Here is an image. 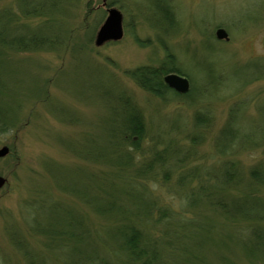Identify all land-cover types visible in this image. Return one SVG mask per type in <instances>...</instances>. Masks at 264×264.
Listing matches in <instances>:
<instances>
[{
    "label": "rangeland",
    "instance_id": "rangeland-1",
    "mask_svg": "<svg viewBox=\"0 0 264 264\" xmlns=\"http://www.w3.org/2000/svg\"><path fill=\"white\" fill-rule=\"evenodd\" d=\"M106 1L59 2L63 12L55 13L52 22L60 26V36L65 38L59 50L3 54L0 48V103L17 116L13 129L0 134V149H10L0 156V176L6 179L0 187V264H29L14 245L13 233L38 262L64 264V260H74L71 249L60 252L52 248L66 240L37 233L31 225L34 219L54 232H74V226L66 225L65 215L70 212L73 218L77 211L86 214L94 226L101 222L71 190L92 195L89 174L102 176L111 169L104 163L80 158L74 145L77 148L84 142L86 133L89 138L100 137L104 120L110 115L105 102L117 86L132 94L143 108L152 132L157 128L168 131L171 124L187 134L185 120L188 122L195 107L161 102L125 74L127 69L161 60L166 53L162 43L175 53L186 71L198 78L206 63L225 71L226 85L220 93L223 96L204 104L215 114L212 135L225 125L229 113L235 112L237 122L252 141L251 148L233 157L246 171L264 160V76L246 83L255 74V67L264 71V0H114L113 6L123 13L124 36L97 46L89 39L107 16ZM170 2L177 24H170V35L158 37L161 30L147 17L154 16L158 5ZM18 4L19 0H0V9L18 10ZM18 19L32 28L45 21V17L36 16ZM220 27L228 31V40L217 38ZM212 140L203 146L206 153ZM258 194L264 196V188ZM43 205L47 206L42 210ZM226 229L222 237L218 230L221 238L212 241L211 256L206 247L210 264H223L214 252L226 253L227 264H264L263 251L251 250L249 254L242 247V238L232 237L234 232ZM245 240L253 249L254 238ZM70 248L74 249L73 240Z\"/></svg>",
    "mask_w": 264,
    "mask_h": 264
},
{
    "label": "trees",
    "instance_id": "trees-1",
    "mask_svg": "<svg viewBox=\"0 0 264 264\" xmlns=\"http://www.w3.org/2000/svg\"><path fill=\"white\" fill-rule=\"evenodd\" d=\"M59 2L19 0L18 10L0 9L1 52L62 48L65 38L60 36V26L52 23L54 14L63 12L58 8ZM114 3L107 0L105 6ZM172 4L158 5L154 16L147 17L161 30L158 37L170 35L173 31L170 24H177ZM19 16L45 17V21L32 28L19 20ZM94 36L91 35L90 43ZM162 45L166 53L161 60L127 69L125 74L161 102L195 107L188 122L185 120L188 132L182 133L180 127L171 124L168 131L157 128L152 132L143 108L133 95L115 84V93L105 102L110 115L104 120L100 137L89 138L86 133L84 142L77 148L74 145L80 158L104 163L111 169L105 175L101 173L102 176L89 174L92 195L84 196L76 188L71 190L92 208L101 222L94 226L86 214L77 211L73 218L69 211L71 216L65 215L66 225L74 226V232L67 229L54 232L43 227L38 219L31 223L37 233L66 240L63 245H52L60 252L71 249L74 260H64V264H210L206 247L211 256L212 241L219 240L226 227L234 232L232 237L242 238V247L249 254L264 252V196L258 194L264 188V160L244 170L240 160L233 156L251 148L252 138L249 141L235 112L229 113L225 125L212 135L215 114L204 105L223 96L220 93L226 85L225 71L206 63L198 78L182 67L168 46ZM173 72L189 77L188 92L180 93L168 85L165 76ZM252 76L246 83L262 78L264 71L255 67ZM2 82L0 77V88ZM16 119L0 103V134L13 129ZM211 140L206 153L203 146ZM250 236L256 241L253 249L245 240ZM12 238L26 262L45 264L35 260L32 251L19 243L15 233ZM70 240L74 241V249L70 248ZM226 247L229 248L224 244ZM213 255L227 264L226 253Z\"/></svg>",
    "mask_w": 264,
    "mask_h": 264
},
{
    "label": "water",
    "instance_id": "water-1",
    "mask_svg": "<svg viewBox=\"0 0 264 264\" xmlns=\"http://www.w3.org/2000/svg\"><path fill=\"white\" fill-rule=\"evenodd\" d=\"M217 38L220 40H228V31L220 27L216 31ZM124 36L123 25V13L116 6L108 7V15L104 22L99 27L95 35V43L97 46H101L109 41H118ZM165 80L170 87L180 93H186L189 91L191 82L190 79L179 73H169L165 76ZM9 147L4 146L0 149V156H5L9 152ZM6 179L0 176V187L5 183Z\"/></svg>",
    "mask_w": 264,
    "mask_h": 264
}]
</instances>
